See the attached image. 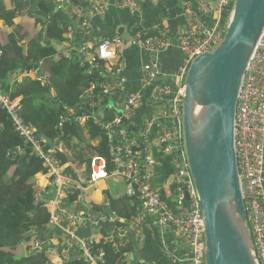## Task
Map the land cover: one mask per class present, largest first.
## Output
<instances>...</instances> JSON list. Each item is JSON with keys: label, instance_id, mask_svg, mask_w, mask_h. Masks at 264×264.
<instances>
[{"label": "built area", "instance_id": "2783aa9c", "mask_svg": "<svg viewBox=\"0 0 264 264\" xmlns=\"http://www.w3.org/2000/svg\"><path fill=\"white\" fill-rule=\"evenodd\" d=\"M109 1L83 0L82 4L93 14L103 16ZM143 1L115 0L114 6L136 12ZM193 2L201 14L212 17L211 25L203 24L190 2H187L183 10L186 28L181 34L171 38L162 31L152 35L140 31L130 39L133 46L154 58L153 63L142 67L145 82L138 91H125V80L121 75L113 81L106 79V73L112 69L117 74L122 72V67H116L120 64L119 54L124 45L119 37L103 39L92 46L94 49L85 44L82 46L80 51L83 54L88 55L93 51V61L103 63L100 76L105 80L90 86L83 104L87 114L77 117L64 108V112L58 116L57 128H62L66 117L73 116V120L80 124L92 119L104 132L108 145L107 157L97 154L90 157L87 181L79 173L73 177L67 172L68 165L60 162L58 156L66 151L64 144L54 140L47 146L36 137L33 127L19 118L18 101L9 99L0 91V110L8 114L15 133L42 161L46 177L52 185L50 191L53 198L47 203L49 220L45 226L30 229V253L48 254L52 264H63L71 259L84 264H103V246H111L117 252L125 248V242L118 235L121 225L117 220H109L105 210L91 216L83 211V204L78 198L67 203L80 188V182H86L97 190V186L105 180L120 178L125 186V195L139 202L138 214L131 222L134 229L140 230L143 223L150 220L158 231L165 255L170 256L166 234L171 232L175 234L179 246L185 249L187 264H204V223L183 140L184 79L194 58L212 50L221 41L233 0ZM211 3H215V8L212 9ZM77 16L82 19L84 28H90L85 9L80 8ZM170 49L177 50L181 55V64L174 74V85H153L159 73L158 59ZM35 79L43 85L39 77ZM149 86L153 88L152 95L142 102ZM141 105L145 109L142 122L137 133H131L128 130L130 122ZM105 111L111 113L106 120ZM154 133L163 154L170 158L174 167V191L165 189V198L173 195L174 209L169 208L166 199L153 187L156 162L151 141ZM233 134L246 221L258 263L264 264V28L242 77L235 106ZM186 196L190 210L186 207ZM68 210L72 213H68ZM83 230L88 233H82ZM137 238L141 239L139 235ZM125 256L127 264H130L129 254Z\"/></svg>", "mask_w": 264, "mask_h": 264}, {"label": "trees", "instance_id": "16d2710c", "mask_svg": "<svg viewBox=\"0 0 264 264\" xmlns=\"http://www.w3.org/2000/svg\"><path fill=\"white\" fill-rule=\"evenodd\" d=\"M25 1L27 0H19L18 8L23 7ZM38 6L40 9L37 13L50 17L44 33L45 37L42 38L40 34L23 46L21 42L24 36L20 33L22 28L14 27L15 12L6 10L0 0V21H4L9 28L14 27L7 36V43L5 45L0 43V80L4 81L9 75L16 74L17 70L21 73L29 72L43 62L47 72L46 85L41 87L39 80L27 78L20 83H15L10 90L8 87L3 89L10 94L11 98L20 99V116L26 123L32 125L35 136L47 146H50L54 140L69 146L73 139L81 145L86 143L85 133L88 140L98 139L97 146L93 148L95 154L107 157L106 136L92 119H88L81 125L73 120V116L66 117L62 128H57L58 116L64 112V108L72 110V114L77 117L87 114V109L80 99L90 83L101 81L99 72L103 69V63L96 61L95 66H92L85 59L81 62L76 61L72 53L71 56H64L54 61L53 56L57 52L52 44L54 42L60 45L65 42L64 30L57 26L58 23L54 19L51 20L56 8L55 0L40 1ZM34 20L41 24L40 20L36 18ZM85 37L81 31L77 35L79 39ZM107 115L105 111L104 120L107 119ZM152 137L151 147L156 162L153 187L165 198L166 188L174 191V167L170 158L163 154L156 142L155 133ZM58 158L62 164L67 162V158L62 155ZM40 172L46 173L42 161L31 153L30 146L25 145L13 131L6 113L0 110V264H52L44 253L26 254L22 251L24 244L25 246L31 244L30 229L33 226H45L49 220L46 208L34 203L32 179ZM67 172L70 173L72 170L67 169ZM36 179L38 184L44 181L40 175ZM77 194L78 192L75 191L67 203L74 202L78 198ZM165 199L169 208L174 209L173 195ZM128 202L131 203L128 198L125 204L109 199V206L118 219H124L126 223H130L139 211L136 203L129 208ZM104 210L105 208H102V212ZM132 247L130 242L117 252L111 246H103V264H127L125 254H129ZM63 264L84 263L71 259Z\"/></svg>", "mask_w": 264, "mask_h": 264}, {"label": "water", "instance_id": "95a60500", "mask_svg": "<svg viewBox=\"0 0 264 264\" xmlns=\"http://www.w3.org/2000/svg\"><path fill=\"white\" fill-rule=\"evenodd\" d=\"M73 3L77 5L78 0ZM211 5L215 8V3ZM80 8L89 9L84 4ZM109 9L116 11L114 0ZM134 13L130 14L132 18L137 15ZM263 28L264 0H233L221 41L196 56L185 75L183 140L204 223V264H259L240 191L233 127L242 77ZM111 31L107 37L123 40L124 51L135 48L141 52L131 44L132 33L120 31L115 25ZM185 200L190 210L187 196ZM104 213L114 220L110 208ZM141 228L143 245L132 247L130 262L137 253L142 262L136 264H168L150 221Z\"/></svg>", "mask_w": 264, "mask_h": 264}, {"label": "crops", "instance_id": "0c3cea01", "mask_svg": "<svg viewBox=\"0 0 264 264\" xmlns=\"http://www.w3.org/2000/svg\"><path fill=\"white\" fill-rule=\"evenodd\" d=\"M73 1L75 0H55L56 8L54 10V14L51 16V20L54 19V21L58 23L57 26H60V28L64 30L65 42L60 45L53 42L52 45L57 52L56 55L53 56L54 61H57L64 56H71L72 53V55L76 58V61L81 62L83 59H85L90 64H92V66H95L94 62L96 61H93V51L88 55H85L80 50L84 44L88 47H92L95 46L97 42L109 38L107 37V35H110L112 33L111 29L114 25L118 27V30L120 31H125L126 29L127 32L132 33L133 36L140 31L150 34L162 31L165 35L173 38L181 34L186 28V21L183 10L187 2H190L191 6L193 7V9H195L196 14L200 17V20L203 24L209 26L212 23V17L201 14L197 10L196 4L193 2V0H153L151 2L143 1L139 9L135 12L137 14L135 18H132L130 15L134 12H131L127 8L117 9L114 6L116 8V11L110 10V2L112 1L110 0L109 6L103 16L95 15L89 10L87 11V9H85V15L87 16L88 21L90 20V28H84L82 26V19L78 18L77 16V12L80 10V6L82 5L83 0H78L77 5H74ZM2 2L6 10L15 12L16 17L14 19V27H21L22 29L20 30V33L24 36L21 45H26L29 40L36 38L40 34L43 36L42 38L45 37L44 33L46 32V29L48 27V21L50 20V17H44L37 13L40 9L38 6V3L40 1L36 2V0H27L21 8H18V6L20 5L19 0H2ZM37 16H42L43 19H38ZM34 18L40 20L41 24L37 23ZM127 21L132 22L129 24L127 23ZM14 27L9 28L7 25H5L4 21H0V43L2 45H5L7 43V36L13 31ZM80 31L81 33L85 34L86 37L84 39L77 38V35L80 34ZM125 47L126 45L124 43L119 54L120 64H117L116 66L117 68L122 67V72L117 74L116 70L112 69L110 73H106V79H108L109 81H113L114 79L119 78L121 75L122 79L125 80V91H138L141 89L143 83L145 82V77L142 74V67L148 63H153L154 58L151 54L143 52L141 50V52L139 53V51L135 48H129L124 51ZM94 48L95 47H92V49ZM158 61L159 73L157 78L154 80L153 85H174V74L181 64V55L177 52V50L170 49L167 52L162 53ZM104 66H106V64H104ZM36 77H39L43 81V85L40 82V86L45 87L47 72L44 68L43 62H40L38 67L31 69L29 72L21 73L20 70H17L16 74L9 75L4 81L0 80V91L7 95L9 99L18 101L19 105L17 108V114L24 123L26 122L20 116V99L11 98L10 94L8 92H5L4 89L5 87H8L10 90L15 83H20L27 78L31 80H37L35 79ZM99 77L102 78L101 81L92 82L90 83V86L92 84L98 85L105 80L104 77L100 76V72ZM89 88L84 91L83 95L81 96L80 100L82 102V105L86 100V94ZM152 91V86H149L148 90L144 94V102L147 98H149V96L152 95ZM142 106L143 105L137 108L134 113V117L130 122L131 127L128 130L131 131V133H137V131L139 130V125L141 124L143 118V110H145ZM58 107H60V104H58ZM107 113L111 114L108 111ZM6 115L13 131L15 132L13 124L7 113ZM82 124L83 123H81V125ZM84 140L86 141V143H82L81 145L77 144L76 139H73L69 146L64 145L66 151L64 154H62V156L67 158V162L64 164H67L68 169L72 170V172H70L71 175L75 177V174L79 173L83 175L85 180L87 181L90 175V157L95 154L93 148L97 146L98 139L88 140V136L84 133ZM39 175L44 179L42 184H38V180L36 179ZM32 181L34 183V203L38 206H44L46 210H48L47 203L50 202L53 198L51 195L52 192L50 191L52 186L51 181L46 177V174H43L42 172L35 175ZM79 187L80 188L77 190L78 200L83 204V211L87 215L94 216L98 214L95 212H102V208H105V211L106 208L111 209V207L109 206V199L125 204L124 202H126L128 198L131 200V203L128 202L129 208H131L133 204L136 203L138 205L137 209H139V202L125 195V186L120 178H110L108 180H105L104 182L99 184V186H97V190L92 188L86 182H80ZM112 212L114 215V220H117L119 222L118 224L121 225L119 227L120 231L118 235L120 236V238H122L125 244L128 245L131 242L133 247L137 245L142 247V228H140V230L134 229L131 224L132 221L130 223H126L124 219H118L116 213L113 210ZM109 220L114 221L111 218H109ZM152 226L156 230L158 237V231L156 227L153 224ZM112 227L113 226L108 229L111 230ZM82 233L87 234L88 231L84 232L83 230ZM137 235H139L142 240L138 239ZM166 242L168 248L170 249V256L168 257L167 255H165V253L161 249L164 260L168 264H187L184 259L186 251L184 248L179 246L174 233L168 232L166 234ZM30 245L31 244L25 246L24 244V247L22 249L23 253L30 254ZM46 256L49 259L48 254H46ZM128 259L130 260V252ZM174 260H177V262H174ZM135 261L142 262L139 254L137 253H134V261L130 262V264H136Z\"/></svg>", "mask_w": 264, "mask_h": 264}, {"label": "rangeland", "instance_id": "374dc122", "mask_svg": "<svg viewBox=\"0 0 264 264\" xmlns=\"http://www.w3.org/2000/svg\"><path fill=\"white\" fill-rule=\"evenodd\" d=\"M225 17H226V16H225ZM67 212H68V213H72V211H71V210H68ZM167 236H168V235H167Z\"/></svg>", "mask_w": 264, "mask_h": 264}]
</instances>
